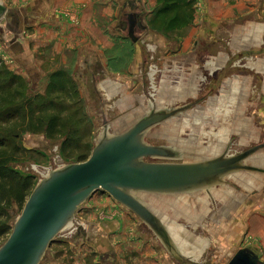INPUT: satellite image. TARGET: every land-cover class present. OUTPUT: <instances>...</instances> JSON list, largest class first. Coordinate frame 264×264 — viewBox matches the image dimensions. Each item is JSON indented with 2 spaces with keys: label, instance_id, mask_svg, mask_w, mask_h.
<instances>
[{
  "label": "rangeland",
  "instance_id": "374dc122",
  "mask_svg": "<svg viewBox=\"0 0 264 264\" xmlns=\"http://www.w3.org/2000/svg\"><path fill=\"white\" fill-rule=\"evenodd\" d=\"M193 1L194 18L183 26L169 28L168 19L149 16L147 21L154 26L150 29L152 40L142 46L146 58L131 63L132 70H126L121 78L109 77L112 86L121 84L117 93L113 88L111 92L107 89L109 94L95 93L89 77L86 91L81 93L74 65L70 72H52L49 64L39 68V79H35L0 45V110H13L0 119V140L16 157L15 169L32 176L36 187L50 172L87 161L103 135L104 123L112 136L129 129L154 105L178 108L189 104L193 107L186 113L152 128L145 137L148 144L171 146L183 156L148 162L200 161L218 156L229 144V155L261 146L247 163L264 169V42L249 48L233 44L231 37L214 46L209 34L202 38L199 33V0ZM153 2L155 10L157 0ZM97 19L103 21L100 13ZM236 37L244 35L240 32ZM98 82L96 79L95 85ZM226 180L231 184L198 194L139 195L167 224L183 255L178 259L128 209L99 191L78 208L74 222L51 243L41 264H146L149 260L158 264H228L239 250L258 248L257 239L244 230V219L249 217L244 209L245 202L253 201L252 212L264 210L259 198L264 195V175L241 172ZM93 200L96 206L92 212L106 213L109 204L119 207L128 217L130 229H135L129 245L144 236L154 256L142 259L139 252L126 249L117 258L112 252L116 247L108 246L111 240L102 247L87 245L80 231L77 243H68L65 237L85 213L83 207ZM24 206L13 204L7 210L11 227ZM97 207L101 209L97 211Z\"/></svg>",
  "mask_w": 264,
  "mask_h": 264
},
{
  "label": "crops",
  "instance_id": "0c3cea01",
  "mask_svg": "<svg viewBox=\"0 0 264 264\" xmlns=\"http://www.w3.org/2000/svg\"><path fill=\"white\" fill-rule=\"evenodd\" d=\"M0 2L7 8L6 15L0 20V45L18 66L35 79H39V68H48L50 64L52 72H70L74 65L72 69L76 70L75 74L82 83L81 93L86 91V79L95 77L99 81L97 89L109 94L111 90L107 87L112 86L109 77L119 79L126 70H132L130 67L133 64L145 59L147 55L142 46L152 40L151 25L147 20L152 15L153 0H0ZM98 8L101 10L98 11ZM98 13L103 21L98 22ZM123 14L133 17L142 15L138 20L145 27L137 28L131 34L130 29L128 31L127 27H122L120 18L125 17ZM240 32L244 38L235 39L236 34ZM199 33L202 38L209 34L208 38L214 46L220 45L225 39L230 40L231 37L235 45L251 48L256 44H262L264 0H199ZM132 51L131 56L129 52ZM131 63L133 64L130 65ZM91 71L95 75H92ZM120 85H113L115 88L112 86L114 93H117L118 87L121 90ZM107 89L110 92H107ZM259 198L264 203V195ZM95 204L93 200L83 207L85 213L65 237L68 243H77L75 238L80 231L87 245L102 247L103 243L111 240L108 246L111 249L113 245L116 247L112 252L117 258H120V254L125 253L126 249L139 252L142 259L154 256V249L150 248L152 245L144 236H138L136 242L129 245V242H132L129 240L134 239L132 233L135 229H130L128 217L119 207L109 204L110 208L106 213L92 212ZM245 204L244 213H249V217L244 219V230L249 232L250 237L257 239V247L264 261V210L252 212L253 201L249 205L246 202ZM97 209L99 211L101 208ZM58 264L65 263L61 261ZM146 264L158 263L149 260Z\"/></svg>",
  "mask_w": 264,
  "mask_h": 264
},
{
  "label": "water",
  "instance_id": "95a60500",
  "mask_svg": "<svg viewBox=\"0 0 264 264\" xmlns=\"http://www.w3.org/2000/svg\"><path fill=\"white\" fill-rule=\"evenodd\" d=\"M7 8L0 2V20ZM153 106L126 131L110 135L107 122L90 158L49 173L25 203L13 230L0 247V264H41L55 238L74 222L78 208L95 193L109 195L145 224L173 258L182 257L167 224L141 199V194L185 196L226 184L233 174H263L247 160L261 146L195 162H148L149 159L177 160L183 153L171 146H153L145 141L152 128L191 109ZM228 264H264L258 248L239 250Z\"/></svg>",
  "mask_w": 264,
  "mask_h": 264
},
{
  "label": "trees",
  "instance_id": "16d2710c",
  "mask_svg": "<svg viewBox=\"0 0 264 264\" xmlns=\"http://www.w3.org/2000/svg\"><path fill=\"white\" fill-rule=\"evenodd\" d=\"M194 10L193 0H157V7L152 11V15L155 18L168 19V27L174 28L192 21ZM150 25L152 27L154 23ZM12 111L0 110V119L2 116L9 117ZM5 143L4 140H0V247L6 242L13 230V227L7 222L9 219L7 210L11 209L13 204L25 205L35 188L32 176H24L15 169L17 159L11 155L9 148L5 147ZM2 240L4 241L1 243Z\"/></svg>",
  "mask_w": 264,
  "mask_h": 264
},
{
  "label": "flooded vegetation",
  "instance_id": "af4514ba",
  "mask_svg": "<svg viewBox=\"0 0 264 264\" xmlns=\"http://www.w3.org/2000/svg\"><path fill=\"white\" fill-rule=\"evenodd\" d=\"M124 15V14H123ZM125 17L124 18H120V21H121V24H122V27L123 28H125V27H127V30L129 31V29H130V33L132 34V33H134V31L137 29V28H144L145 26L141 23V21H139L138 19H139V17H133L132 15H127V14H125L124 15ZM122 17V16H121ZM17 26V28L19 27V24H17L16 25ZM148 27V26H147ZM130 34V35H131ZM90 78V81L92 82V86H93V88H94V92L95 93H100V91L97 89V85H95V80H96V78L95 77H89ZM98 102H100L99 100H98ZM191 105H193V104H191ZM103 113V115H104V113H105V115H106V110H101ZM100 111V112H101ZM263 146V145H262ZM229 148H230V145L228 144V146L223 150V152H225V151H228V153H229ZM236 174H238V173H236ZM229 178V177H228ZM231 184L230 182H227V180H226V184ZM225 184V185H226ZM223 186V185H222ZM219 186H217L216 188H218ZM216 188H214V189H216ZM237 253V252H236ZM230 261V260H229Z\"/></svg>",
  "mask_w": 264,
  "mask_h": 264
},
{
  "label": "bare ground",
  "instance_id": "6f19581e",
  "mask_svg": "<svg viewBox=\"0 0 264 264\" xmlns=\"http://www.w3.org/2000/svg\"><path fill=\"white\" fill-rule=\"evenodd\" d=\"M107 88H108L109 90H112V87H110V86H108ZM107 92H108V91H107ZM154 106H155V105H154Z\"/></svg>",
  "mask_w": 264,
  "mask_h": 264
}]
</instances>
